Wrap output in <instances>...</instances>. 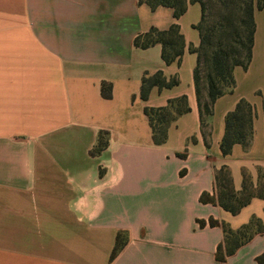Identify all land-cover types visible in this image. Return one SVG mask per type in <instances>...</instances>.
<instances>
[{
    "label": "crops",
    "instance_id": "obj_1",
    "mask_svg": "<svg viewBox=\"0 0 264 264\" xmlns=\"http://www.w3.org/2000/svg\"><path fill=\"white\" fill-rule=\"evenodd\" d=\"M138 1L0 0V264H257L264 252V197L236 215L199 201L215 194L222 166L236 192L242 172L254 185L258 169L264 176V103L248 87L249 70L234 68L233 92L214 102L206 147L196 56L187 51L198 45L199 18L182 25L186 0L177 21L185 52L179 66H166L160 46L140 50L132 41L167 29L172 11ZM156 71L179 83L142 101L141 78ZM181 96L189 112L154 145L143 109ZM240 99L254 110L252 140L222 157L224 117ZM253 217L263 233L218 262L223 232L207 221L238 230ZM116 238L122 247L111 258Z\"/></svg>",
    "mask_w": 264,
    "mask_h": 264
},
{
    "label": "trees",
    "instance_id": "obj_2",
    "mask_svg": "<svg viewBox=\"0 0 264 264\" xmlns=\"http://www.w3.org/2000/svg\"><path fill=\"white\" fill-rule=\"evenodd\" d=\"M139 4L147 5L151 10L158 7L172 11L174 22L165 30L150 28L137 35L133 41L134 48L144 50L152 46H160V59L164 65L175 63L179 66L185 52V43L180 33L178 19L186 12V0H139ZM190 4L199 7L200 17L192 25L198 33V45H189L187 51L196 56L193 69V84L196 95L199 128L204 145H209L211 129L209 118L212 116L214 102L234 89L233 69L240 67L247 70L251 60L255 23L253 13L262 10V0H190ZM179 83L176 75L166 79L162 71L153 74L145 73L141 78L139 98L147 100L151 89H170ZM110 85L102 84L101 93L109 98ZM189 112L186 97L181 96L169 100L164 107L144 108L143 114L148 120L152 143L160 146L165 143L168 128L182 115ZM253 107L244 99L238 100L234 109L224 117V132L219 142L222 157L231 154L232 147L239 145L247 150L252 140ZM101 137V135H100ZM191 142L194 138L190 139ZM101 142L98 149L102 148ZM181 156V155H179ZM215 194L202 193L199 201L202 204H214L225 212L236 215L253 198L264 197V176L257 170V181L253 184L250 176L242 172V185L235 191L229 169L220 167L214 174ZM200 227L205 223L197 221ZM209 227L219 226L223 232V243L216 249L215 258L223 262L232 256L237 249L247 244L255 235L263 233L261 222L253 217L238 230H232L227 224L212 219L207 221ZM122 242L116 238L111 253L113 258ZM257 264H264V252L256 258Z\"/></svg>",
    "mask_w": 264,
    "mask_h": 264
},
{
    "label": "rangeland",
    "instance_id": "obj_3",
    "mask_svg": "<svg viewBox=\"0 0 264 264\" xmlns=\"http://www.w3.org/2000/svg\"><path fill=\"white\" fill-rule=\"evenodd\" d=\"M263 4H264V0ZM199 18V8L197 5L192 4L189 6V11L182 18V25L186 26L193 22H197ZM255 33L253 37V47L251 60L247 70L249 74L247 80L250 81L248 84L255 88L259 99L264 103V8L255 12ZM193 34L197 35L196 31L192 30Z\"/></svg>",
    "mask_w": 264,
    "mask_h": 264
}]
</instances>
